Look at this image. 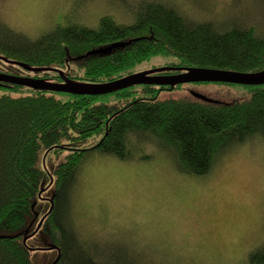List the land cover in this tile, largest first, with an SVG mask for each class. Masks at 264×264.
I'll return each instance as SVG.
<instances>
[{
  "label": "trees",
  "instance_id": "1",
  "mask_svg": "<svg viewBox=\"0 0 264 264\" xmlns=\"http://www.w3.org/2000/svg\"><path fill=\"white\" fill-rule=\"evenodd\" d=\"M139 9L131 24L103 15L96 28L71 22L36 39L0 21V55L44 68L31 76L51 81H62L59 70L77 81H110L154 55L176 57L167 65L174 67L264 69V35L255 27L194 20L163 0H148ZM115 42L124 44L87 54ZM141 86L145 96H132L135 86L113 92L121 104L94 103L99 95L71 94L70 100H62L57 91L29 87L31 92L21 96H0V264H31L27 239L41 229L58 249L51 264H101L70 216L80 166L91 152L127 159L149 143L171 153L183 172L205 175L230 147L254 138L264 142V84L247 85L246 96L227 102L161 98L163 91L173 89ZM97 137L89 148L62 143ZM61 149L71 152L53 171L45 169L43 156ZM52 186L50 208L43 211L39 201L47 199ZM250 264H264V247L251 252Z\"/></svg>",
  "mask_w": 264,
  "mask_h": 264
},
{
  "label": "rangeland",
  "instance_id": "2",
  "mask_svg": "<svg viewBox=\"0 0 264 264\" xmlns=\"http://www.w3.org/2000/svg\"><path fill=\"white\" fill-rule=\"evenodd\" d=\"M163 1L191 19L243 24L264 35V4L259 0ZM146 2L0 0V21L36 39L71 22L96 28L103 15L131 24ZM176 59L154 55L126 75L165 67ZM0 71L31 76V71L1 58ZM11 86H0V96L31 92L25 86ZM130 90L132 96L146 95L141 85ZM248 91L245 84L189 82L163 91L160 97L201 94L227 102ZM56 97L70 100L73 96L57 92ZM93 102L122 103L113 93L99 95ZM97 139L62 143L71 149L89 148ZM69 152L61 149L43 156L45 169L53 171ZM133 154L121 159L91 152L80 166L70 216L78 236L99 253L101 264H250L251 252L264 247V142L260 138L230 147L205 175L183 172L171 153L153 144L143 143ZM53 194L52 186L45 192L47 199L39 201L43 211L50 208ZM27 243L32 248L31 264L56 260L58 249L42 229Z\"/></svg>",
  "mask_w": 264,
  "mask_h": 264
},
{
  "label": "water",
  "instance_id": "3",
  "mask_svg": "<svg viewBox=\"0 0 264 264\" xmlns=\"http://www.w3.org/2000/svg\"><path fill=\"white\" fill-rule=\"evenodd\" d=\"M123 44V42H115L106 47L92 49L87 54L105 53L110 51L112 48L120 47ZM0 58L11 63H16L29 71H38L44 69L41 67H32L22 61L10 59L3 55H0ZM161 71L177 72L160 74L159 72ZM59 72L62 75V81H51L39 77L22 76L0 71V83L21 85L44 91L65 92L74 95H104L136 85H160L169 86L170 89H173L178 84L189 82H222L245 85L264 84V69L255 72H238L196 66H165L140 73L129 74L106 82L77 81L66 77L60 70ZM195 96L202 100L212 101V99H209L201 94H195ZM40 224L38 225V228ZM26 239L27 238H24V242Z\"/></svg>",
  "mask_w": 264,
  "mask_h": 264
},
{
  "label": "bare ground",
  "instance_id": "4",
  "mask_svg": "<svg viewBox=\"0 0 264 264\" xmlns=\"http://www.w3.org/2000/svg\"><path fill=\"white\" fill-rule=\"evenodd\" d=\"M20 86V85H19ZM15 87V86H14ZM17 87V86H16ZM21 87V86H20Z\"/></svg>",
  "mask_w": 264,
  "mask_h": 264
}]
</instances>
